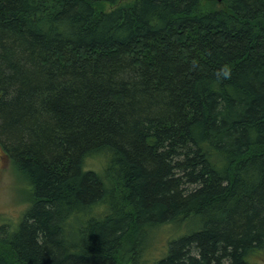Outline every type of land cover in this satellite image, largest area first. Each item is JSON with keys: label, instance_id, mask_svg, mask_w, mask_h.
<instances>
[{"label": "trees", "instance_id": "trees-1", "mask_svg": "<svg viewBox=\"0 0 264 264\" xmlns=\"http://www.w3.org/2000/svg\"><path fill=\"white\" fill-rule=\"evenodd\" d=\"M0 142L29 197L0 264H250L264 0H0Z\"/></svg>", "mask_w": 264, "mask_h": 264}, {"label": "rangeland", "instance_id": "rangeland-1", "mask_svg": "<svg viewBox=\"0 0 264 264\" xmlns=\"http://www.w3.org/2000/svg\"><path fill=\"white\" fill-rule=\"evenodd\" d=\"M88 162L92 166L99 165L98 158L95 157L89 158ZM26 187L27 183L13 167L10 156L0 142V226L7 225L8 232L18 227L22 214L29 205L26 200L28 197ZM172 228L170 225V227L162 229L161 234L154 237L149 251L151 256L161 253ZM249 261L250 264H264V247L259 252L252 254Z\"/></svg>", "mask_w": 264, "mask_h": 264}, {"label": "water", "instance_id": "water-1", "mask_svg": "<svg viewBox=\"0 0 264 264\" xmlns=\"http://www.w3.org/2000/svg\"><path fill=\"white\" fill-rule=\"evenodd\" d=\"M216 1H218V2H219V1H221V0H216Z\"/></svg>", "mask_w": 264, "mask_h": 264}]
</instances>
